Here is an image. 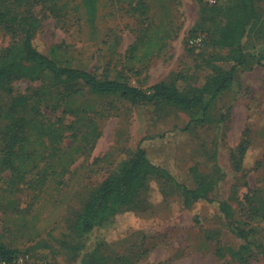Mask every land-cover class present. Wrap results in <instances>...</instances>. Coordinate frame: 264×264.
Segmentation results:
<instances>
[{
  "label": "rangeland",
  "instance_id": "374dc122",
  "mask_svg": "<svg viewBox=\"0 0 264 264\" xmlns=\"http://www.w3.org/2000/svg\"><path fill=\"white\" fill-rule=\"evenodd\" d=\"M253 1L261 18L240 53L226 39L246 16L243 0H98L94 16L82 0H8L11 14L37 19L35 45L52 50L61 66L144 91L160 83L199 89L206 78L231 70L234 78L210 112L231 107L227 121L190 130L199 106L134 104L46 73L13 81V94L1 92L0 131L12 121L26 124L24 156L34 153L31 162L48 173L33 189L29 182L39 170L27 173L26 182L0 170V240L28 255L27 264H264V0ZM21 36L0 24V53ZM15 96L29 102L7 118ZM143 140L154 162L224 201L237 225L250 230L249 240L233 231L217 204L187 207L169 186L163 195L154 187L144 213L122 215L88 234L75 231L83 205Z\"/></svg>",
  "mask_w": 264,
  "mask_h": 264
},
{
  "label": "trees",
  "instance_id": "16d2710c",
  "mask_svg": "<svg viewBox=\"0 0 264 264\" xmlns=\"http://www.w3.org/2000/svg\"><path fill=\"white\" fill-rule=\"evenodd\" d=\"M26 0H12L14 3H22ZM98 0H82L87 12L91 15L96 13V4ZM1 3L4 5L2 6ZM247 9L246 16L234 22L230 33L227 36L226 44L233 51L242 52L244 43L259 25L260 16L257 13L253 0H243ZM139 6V2L135 7ZM10 3L8 0H0V24L15 33H21V40L17 46L11 45L0 53V115L3 114V101L1 92L8 91L13 81L29 78L34 79L41 73L53 75L59 82H77L80 81L87 85L94 94L120 95L122 98L138 102H161L176 105L183 108L201 107V113L193 118L186 130L192 127L215 122H226L232 108L229 107L226 114L211 115V109L215 101L223 95L233 81V70L226 76L218 78H206L208 82L202 88L186 91L177 85L160 83L147 91L138 87H133L128 83L118 80L100 79L91 72L78 68H69L59 65L54 55L45 53L35 45V39L40 32V25L33 15L25 16L21 13L11 14ZM6 18L3 20V18ZM18 23L13 26L11 23ZM244 56L241 54L239 64L242 65ZM29 102L28 97L15 96L5 114V117L11 118L12 113L17 112L22 106ZM6 130L0 131V141L3 143V150L0 153V170H10L12 178L19 182H26L27 173H33L39 170V175L33 174L29 185L36 189L46 183L48 172H42L39 164L32 161L34 153L24 156L23 151L26 147V138L28 131L26 124L12 121L6 126ZM143 140L134 155L129 161L125 162L118 172L107 178L100 187L92 193L83 208L75 217L74 230L88 234L96 227H104L114 222L118 217L133 213H144L149 209L152 201L150 196L154 187L161 191L162 187H172L181 193L184 204L187 207L194 203L207 202L217 204L218 212L221 213L225 222H227L233 231L243 240L248 241V229L237 225L234 215L230 214L227 204L213 195H209L198 187H192L186 182H182L167 167L154 162ZM248 140H245L240 148L241 157L247 152ZM239 163L238 166H240ZM65 167V166H64ZM48 170V168H45ZM240 223V222H239ZM242 249L248 250V246H242ZM18 253L10 249L0 240V259L7 264H12Z\"/></svg>",
  "mask_w": 264,
  "mask_h": 264
},
{
  "label": "built area",
  "instance_id": "2783aa9c",
  "mask_svg": "<svg viewBox=\"0 0 264 264\" xmlns=\"http://www.w3.org/2000/svg\"><path fill=\"white\" fill-rule=\"evenodd\" d=\"M197 41L201 42V41H203V38H199ZM28 260H29L28 255H19V256L15 257L12 264H27ZM0 263L1 264H7L5 261H2L1 259H0Z\"/></svg>",
  "mask_w": 264,
  "mask_h": 264
}]
</instances>
